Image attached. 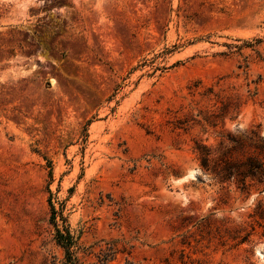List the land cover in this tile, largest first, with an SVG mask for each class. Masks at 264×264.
Segmentation results:
<instances>
[{
	"label": "rangeland",
	"instance_id": "rangeland-1",
	"mask_svg": "<svg viewBox=\"0 0 264 264\" xmlns=\"http://www.w3.org/2000/svg\"><path fill=\"white\" fill-rule=\"evenodd\" d=\"M254 133L264 0H0V264H264Z\"/></svg>",
	"mask_w": 264,
	"mask_h": 264
},
{
	"label": "trees",
	"instance_id": "trees-1",
	"mask_svg": "<svg viewBox=\"0 0 264 264\" xmlns=\"http://www.w3.org/2000/svg\"><path fill=\"white\" fill-rule=\"evenodd\" d=\"M254 141H263L259 133H254L251 138ZM234 142H236L234 140ZM256 151L264 153V144H255ZM203 155V167L206 171H210V155L211 153H202ZM220 164V163H219ZM212 173L220 180L222 183H230L234 179H237V182L242 184L243 190H247L253 185V182L257 181L259 184H264V162L255 157H247L242 162H232L225 161V167L222 169L216 168L211 170ZM54 217H56L57 211L54 206H51ZM257 214L264 218V206L261 204L257 207ZM63 216V215H62ZM57 230V244L62 247L66 252L67 262L69 264H79V259L75 256L76 248L78 245L74 241L73 237L70 235L68 230H61L56 227ZM117 253V248L115 244H110L106 248H101L100 254L98 256L99 262L101 264H109L113 261ZM127 264H132L127 262Z\"/></svg>",
	"mask_w": 264,
	"mask_h": 264
}]
</instances>
